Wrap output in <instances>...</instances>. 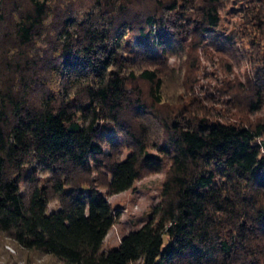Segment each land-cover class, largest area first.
<instances>
[{
	"label": "trees",
	"instance_id": "16d2710c",
	"mask_svg": "<svg viewBox=\"0 0 264 264\" xmlns=\"http://www.w3.org/2000/svg\"><path fill=\"white\" fill-rule=\"evenodd\" d=\"M52 1L29 0L13 38L4 35L12 47L0 61V233L63 264H264L250 250L264 241V123L174 124L163 147L172 165L161 204L118 248L102 251L118 218L108 198L130 190L145 166H155L141 140L124 161L100 144L111 141L100 124L122 129L131 102L124 42L137 30V39H152L155 49L163 46L165 31L171 39L176 34L155 10L145 16L146 25H135L129 15L135 0H95V11L77 24L81 43L68 40L73 19L61 34L67 43L56 67L59 87L38 92L26 62L12 58L17 46L33 42ZM251 1L263 13L264 0ZM152 2L170 12L189 2L199 15L195 30L221 25V0H202L200 7L196 0ZM141 77L160 92L155 72ZM43 175L49 176L44 183ZM52 201L59 208L49 212Z\"/></svg>",
	"mask_w": 264,
	"mask_h": 264
},
{
	"label": "rangeland",
	"instance_id": "374dc122",
	"mask_svg": "<svg viewBox=\"0 0 264 264\" xmlns=\"http://www.w3.org/2000/svg\"><path fill=\"white\" fill-rule=\"evenodd\" d=\"M94 2L53 0L33 42L17 46L12 60H21V65L26 62L27 73L41 86L38 92L59 87L56 67L63 60L67 43L61 34L73 19L76 27L70 29L68 40L78 46L81 27L77 24L95 11ZM201 2L196 0L193 5L200 7ZM190 7L187 2V6L170 12L157 7L152 0H135L132 4L129 15L135 25H144L145 16L155 10L166 19L167 29L174 31L176 38L171 39L164 30L163 46L153 49L152 39L139 41V33L134 30L132 37L127 36L124 42V74L128 78L131 102L127 105L122 129L110 123L100 124L105 129V138L111 140L100 144L104 153L124 161L136 149L137 140H141L148 146L147 154L154 157L155 166H145L141 179L130 190L108 198L118 218L103 252L118 248L123 237L146 224L154 208L161 204L163 186L172 165L170 151L163 147H167V134L174 131V124L194 126L206 120L255 127L264 123V16H258L261 11L251 0H221V25L205 32L201 28L195 30L194 19L199 15ZM0 8L4 18V22L0 19L1 61L7 48L12 47L11 40L4 35L13 38V24L20 14L30 9V2L2 0ZM3 38L8 45H1ZM146 70L155 72L160 79V92L156 93L155 85L141 77ZM48 178L43 175L42 183ZM58 208L59 203L52 201L49 212ZM258 244L256 249H250L256 260L264 257L260 253L264 250V241L259 240ZM0 264L63 263L51 255L25 250L0 233Z\"/></svg>",
	"mask_w": 264,
	"mask_h": 264
}]
</instances>
